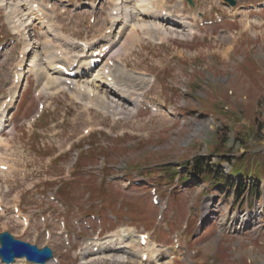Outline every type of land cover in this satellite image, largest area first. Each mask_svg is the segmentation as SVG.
<instances>
[{"label": "rangeland", "instance_id": "rangeland-1", "mask_svg": "<svg viewBox=\"0 0 264 264\" xmlns=\"http://www.w3.org/2000/svg\"><path fill=\"white\" fill-rule=\"evenodd\" d=\"M109 1L84 0L66 13L63 0L32 1L73 43L67 45L39 20L23 32H30L36 48L8 109V129L0 135V159L10 167L0 173V233L9 232L39 248L51 247L60 264H85L83 254L93 250L99 233L98 243L117 244L116 236L126 235L124 253L133 248L146 252L138 237L148 233L156 244L155 256L174 264H264V212L257 215L264 211V177L253 181L261 198L253 205H248V195L235 196L241 182L233 177H227L230 183L222 188L190 178L183 184L175 179L161 182L159 177V166L179 170L181 163L197 157L211 158L225 176L243 157L260 161V155L264 160V0H236L235 7L222 0H193L194 6L187 0H165L168 11L175 17L179 11L192 26L186 31L194 35L186 39L153 41L139 31L135 41L132 27L117 23L115 35L120 39L113 38L112 51L101 66L112 59L127 66L132 81L140 78L145 87L137 89L139 104H125L123 115L91 110L75 96L74 82L59 93L50 86L41 94L46 109L38 119V76L61 75L54 74L45 53L56 56L54 63L78 65L73 70L85 73L84 62L94 59V51L89 56L91 44L85 50L76 43H93L103 35L112 9ZM127 3L131 7L133 0ZM24 4L26 0L0 1V40H6L0 61V108L10 98L26 46L23 33L13 29L14 20L28 22ZM209 22L213 24L206 25ZM108 37L104 35L107 41ZM100 70L87 75L90 81L76 80L89 85L95 80L97 87L102 84L95 79ZM108 98L118 104L114 92ZM150 102L155 108H148ZM14 127L17 131L11 134ZM93 142L100 151L94 155L86 150L92 153L86 156L82 147ZM222 159L226 161L220 163ZM126 174L131 176L127 179ZM244 181L248 189L250 177ZM153 185L158 186L160 206L149 193ZM98 188L99 193L105 191L102 197L96 195ZM16 208L28 217L29 226ZM255 216L257 221L241 228L243 219ZM227 222H234V228L225 229ZM153 260L143 264H155Z\"/></svg>", "mask_w": 264, "mask_h": 264}, {"label": "bare ground", "instance_id": "bare-ground-1", "mask_svg": "<svg viewBox=\"0 0 264 264\" xmlns=\"http://www.w3.org/2000/svg\"><path fill=\"white\" fill-rule=\"evenodd\" d=\"M123 2H126V1L124 0ZM166 3L167 2H165V0H133V4L130 8V11L126 10V8L125 9L120 8V9H118V11L121 12V16L116 18V17H113L112 15H110V17H111L110 19L114 23H118V24L122 23L123 25L129 24L132 27L131 39L135 40V41H139V38H140V36L138 34L139 31L143 34L145 39H152L153 41H165V39H169V38L186 39L189 36L192 37L194 35V33L190 32L189 30L186 31V28H188L186 26H189V27H192V26L189 25L185 21L186 19L183 15L182 16L179 15L180 14L179 11H177V12L175 11L174 14L176 15V17L173 15L172 12L168 11ZM26 4L27 5H25V4L24 5L27 6L28 15H29V17H31V19L29 20V17H28V19H27L28 22H25V21L21 22L20 19L16 22H15V20L13 21V24H14L13 29L17 32V34L21 33L22 31H25V29L28 27V25L31 23V21L39 20L41 22L42 26L47 27L48 30L50 31V33H52L53 35H56L57 37L61 38L64 41H66L67 45L72 42L71 40H68V38H64V36L60 32V30L57 27H55L54 22H52L50 20V15L48 13H46L45 10L43 8H41V6H39L38 9H34L33 3L30 4L27 2ZM13 12H15V11L13 10ZM130 12H132V13L130 14ZM164 12L166 13V17L163 16ZM133 13H134V16H133ZM25 18H23V19H25ZM170 20H172L173 23L172 22L170 23ZM11 24H12V22H11ZM177 27H181V28L183 27L184 30H179ZM29 34H30L29 31L26 32L25 34L24 33L22 34L23 36H26L25 37L26 46L24 45L25 46L24 52L28 51L27 55H26V53H24L23 61L25 63L26 62L28 63L30 60H32L31 56H33L32 54L34 53V50L36 48L35 44H31V38H30L31 35H29ZM49 45H50V43H47V46H49ZM45 46H46V44H45ZM89 46L90 45H88L86 43V45L84 47L79 46V48L88 50ZM120 49L122 50V48H120ZM55 53H57V52H55ZM116 53H117V51H116ZM45 54H46L45 59H47V61L49 62V66L52 67V69H53L52 71L54 72V74H56V75L61 74V75L59 77H55V78L51 77V75L48 76V75H43V74L41 76H38V80H39L38 82H40L39 84L41 85L39 92H41V94H44V92L48 91V87L53 86L54 90L57 89L55 92L59 93V92L66 89V83H63V81L64 80L66 81L68 78H66L65 74L60 69H58V66H60L62 64L61 63H54V59L56 58V56L54 58L53 56L50 57V55L47 53H45ZM51 54H54V53L51 52ZM120 55H121V53H120ZM60 56H62V55H60ZM84 63H86V64H84ZM84 63H83L84 66L82 67V69H84V67H85V73L82 74L80 72H76V75H75L76 77L71 78L69 80H71L73 84L75 82V88H76L75 89V92H76L75 96L77 98L82 97L85 100V103H86L85 107L91 108V106H92V109H96L97 111L104 113L106 115H110V114L111 115H123L125 112L124 111L125 104L130 105V104L135 103L136 97H139L141 95V93H139V91L137 89L142 88L144 86V82L140 78H138V80H134L135 82L132 81L131 79L134 77L131 78L126 65L118 66V64L114 63L113 66H110L109 62L106 63L101 68V70L99 71L98 76L95 77V79L101 80V82H102V84H100V85L98 84L99 86H97V87H96V81L95 80L92 81V85H89L88 83H81L80 81H82L83 79L85 81H88L90 79V77L88 78L87 75L88 74L91 75V71H92V69H91L92 67H90V65L92 64V60L85 61ZM19 66H23L24 68L21 67L22 69H19V71L17 73L19 84H17L16 86H14V88L11 89V91H12L11 95L13 97L11 99L12 103L14 101L15 92H16V90H18V87L20 86L21 80H23V82H22V84H23L24 80L27 76L26 75L27 65L26 66L25 65H18L17 67H19ZM62 66H64V65H62ZM40 70H42V69H40ZM79 71H81V69ZM76 78L80 79V81H77ZM21 86H23V85H21ZM112 92H114L117 95V98L119 99L118 104L113 103L108 98V96L111 95ZM92 94H93V96H92ZM128 99H130V100H128ZM9 106L10 105H8V107H6L4 112L0 113V135L1 136H4V134L7 130L8 118H9V114L7 112V109L9 108ZM16 131H17V128L14 127V128H12V130L10 132H11V134H13ZM3 142H4L3 140H0V145L3 144ZM0 164L5 165L3 162H1V159H0ZM0 173H1V169H0ZM263 212H264L263 210H259L257 215L258 216L262 215ZM255 221H257V216L246 217L245 219H243V222L241 224V228H243V227L247 228V226L249 224H252ZM234 226H235L234 222H227V224L225 225V229H233ZM236 230H237V228H236ZM121 233H122V231H121ZM116 237L118 238L117 244H113L114 246H112V247L108 246L105 248L104 245L105 244H112L114 242L104 243L101 245H97L95 243L96 245H94L93 247H97V246L100 247L101 246L98 249V254H95L94 248H92L93 249L92 251L90 250L91 252L86 251L83 254L84 255L83 260L87 261L85 264H143L144 262L142 261V257L145 255H147V257H148L147 261L154 259L155 264H174L172 262H164L163 259L161 258V256H157V257L155 256L157 254V251L152 252V247L156 246V244L152 243L153 241L150 239L147 241V243L143 249L146 252H143L141 249L133 248L130 252L124 253V252H122V250L119 252V250H117V249H120L123 247V245L125 243L124 241L127 239V237H126V235H118ZM134 242L136 243V241H134ZM138 242L140 244V238H138ZM158 251H160V250H158ZM20 262L21 261H17V263H15V264H20ZM23 262L30 264L26 260H23Z\"/></svg>", "mask_w": 264, "mask_h": 264}, {"label": "trees", "instance_id": "trees-1", "mask_svg": "<svg viewBox=\"0 0 264 264\" xmlns=\"http://www.w3.org/2000/svg\"><path fill=\"white\" fill-rule=\"evenodd\" d=\"M92 149H94L95 152L97 151L94 147ZM258 158L261 160H255L254 156L243 157L241 160L236 162L234 167L235 170H233L231 174L238 175V180L241 182V185L238 186L241 188H238L237 197L239 195L244 197L246 194H248L249 203L251 204L254 203L258 197V186L256 183H253V185L247 189L243 182L246 177H251V173L253 174L252 180L254 182H257L259 177H264V160L260 155L257 157V159ZM211 161V158L197 157L192 160L191 163L189 161L181 163V169L184 172L183 175H180V172L177 170V168H172L170 166H159V177L161 175L160 181L172 183L174 179L179 178L183 184L184 181L186 182L187 179L190 178V180L197 181L198 184L203 183L207 186L210 185V187H227L230 183L227 177L230 176H225L219 172V164L212 165ZM225 161L226 159H222L220 160V163ZM132 172L133 171L130 170V173Z\"/></svg>", "mask_w": 264, "mask_h": 264}, {"label": "water", "instance_id": "water-1", "mask_svg": "<svg viewBox=\"0 0 264 264\" xmlns=\"http://www.w3.org/2000/svg\"><path fill=\"white\" fill-rule=\"evenodd\" d=\"M188 1L193 6V1ZM225 1L231 5H236L235 0ZM0 243L2 245V248H0V257L7 263H13L18 257H27L32 261H39L43 259L44 256L48 259L53 257V252L50 248L45 247L44 249H39L37 246L14 239L9 233L0 234ZM14 247H16V252L12 250ZM7 255H10V259H6Z\"/></svg>", "mask_w": 264, "mask_h": 264}]
</instances>
